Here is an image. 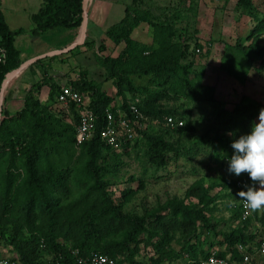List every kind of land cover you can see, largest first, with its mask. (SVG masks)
Returning a JSON list of instances; mask_svg holds the SVG:
<instances>
[{"label": "trees", "instance_id": "16d2710c", "mask_svg": "<svg viewBox=\"0 0 264 264\" xmlns=\"http://www.w3.org/2000/svg\"><path fill=\"white\" fill-rule=\"evenodd\" d=\"M238 4L242 13L256 22L247 38L263 33L264 13L258 10L254 0H238ZM166 9L157 13L145 5L144 0H133L126 6L124 17L106 30L107 39L113 45L117 47L124 43V47L117 56L96 55V60L104 68L106 80L116 87L120 103L103 90L102 83L90 80L84 71L77 81L68 83L80 93L90 94L89 104L97 115L95 132L79 145L78 155L72 145L76 144L79 114L74 105L69 113L56 106L60 84H56L58 92L53 106L43 104L36 96L43 85L38 82L26 92L21 109L11 113L3 108L0 121V218L15 223L22 217L27 224V234L15 230L7 240L19 254V258L11 260L18 264H39L41 254H49L52 259L48 264H80L79 258L101 254L114 258L117 264L123 260L129 264H144L136 259L142 244L155 252L149 264L177 263L181 259L180 264H202L215 248L220 256L231 255V264H239L245 253L252 257L256 253L264 237L249 232V229L254 222L264 228V210L253 211L251 216L243 218L238 197L240 190L253 184L248 173L239 176L234 173V180L223 183L222 189L229 191L226 194H212L217 184L206 185L198 179L186 193V197L197 199L196 204L173 197L141 215L123 211L122 204H117L107 190L108 182L103 179L100 163L106 159L104 152L114 150L99 135L105 125L106 109L119 104L129 117H133L129 102L140 98L138 109L150 120L164 121L166 116L184 120L176 115L175 108L163 103L171 98V94L178 98L186 90L195 89L191 78L193 64L184 62L189 47L187 39L176 24L180 16ZM83 19V0H42L41 8L32 15L33 33L39 36L55 28H80ZM142 22L152 28L150 44L132 37ZM21 32L23 29L11 30L0 7V48L5 51V58L0 61V94L6 74L24 63L15 43L16 35ZM85 45L91 46L89 42ZM195 45L202 46L198 41ZM106 49L105 44L99 46L101 51ZM225 56H229L232 63L233 60L244 63L242 71L234 64H222L231 76L244 83L254 61L264 57V45L254 40L250 44L238 41L235 46L227 47ZM41 63L42 59H39L32 66ZM134 76L148 77L156 90L149 85H137ZM125 87L134 96L127 97ZM256 107L254 102L238 105L231 121H239L247 128L258 117ZM185 130L184 125L164 128L162 132L148 129L141 134L158 152H174L190 160L200 150L197 144L181 151L164 138L168 131L185 135ZM178 141L181 142V137ZM229 157L226 159L230 160ZM159 163L165 164V160L162 158ZM239 181L244 183L243 187H237ZM225 197L233 201L232 222H238L237 227L227 232L221 230V223L211 219L212 205ZM212 232L215 237L222 235V239L204 248L208 233ZM176 233L181 234L177 240L179 250L171 246ZM0 236L6 238L2 225ZM240 244L245 247L244 252L238 249ZM186 254L188 257L184 259Z\"/></svg>", "mask_w": 264, "mask_h": 264}, {"label": "rangeland", "instance_id": "374dc122", "mask_svg": "<svg viewBox=\"0 0 264 264\" xmlns=\"http://www.w3.org/2000/svg\"><path fill=\"white\" fill-rule=\"evenodd\" d=\"M24 1H27L28 10L25 9L27 12L18 7L21 6L20 0H0L11 25H14L12 16L17 12L22 14H20L21 18L17 23L25 30L16 35V44L21 50L22 60L25 59L24 57H30L34 52L30 39H33L32 42L38 41L39 43L67 42L68 29L55 28L39 36L35 35L31 30L34 29L32 16L29 18L28 14L38 12L42 0ZM121 1L126 4L131 2V0ZM254 2L258 10L264 13V0H254ZM166 8L171 9V13L180 16L176 24L183 38L187 39L189 47L184 62L193 64L191 78L195 89L194 91H185L184 89L183 91L186 93L180 94L178 98L171 94V98L164 101V105L177 110L176 115L184 119L186 128L185 135L168 131L164 138L166 141L173 142L181 151L188 149L192 144H197L200 150L188 160L183 155L177 156V153L174 152H158L153 148L152 143L141 135L132 146L125 150L103 153L106 159L101 161L100 166L103 179L108 182L107 190L112 194L117 204H122L123 211L137 215L152 210L173 197L184 199L187 204H196L197 199L186 197V193L187 189L198 179L203 180L206 185L217 184V187L211 191L212 194L229 192L222 189L221 185L234 180L236 176L228 171L229 160L226 158L234 152L231 146L232 142L241 135L250 132L252 127V123H249V126L245 128L241 123L239 124V121H231L234 109L238 105L253 102L257 106L254 110L259 111L264 108V57L254 61L244 83L222 68L223 63L234 64L239 71H242L244 67L243 62L237 63L233 60L232 63L229 56H225L227 47L235 46L238 41L250 44L252 40L264 45V32L260 35L255 34L251 39L247 38L256 22L242 13L238 0L157 1V13ZM121 18H109L105 29H95L94 37L97 39V43L93 47H80L69 56L72 65L82 67L77 70L78 75L82 70H87L89 79L104 84L103 90L105 89L107 94L114 96L117 103H120L121 99L116 95V87L111 81L106 80L105 70L97 62L96 55L117 56L121 52V46L116 47L111 43L105 51L99 50L101 42L98 40L112 23L116 24ZM133 37L138 39L137 33L134 32ZM197 41L201 43V47H196L195 42ZM47 63L48 67L51 66L50 61ZM32 75L29 73L26 76V81L30 84L38 80L36 76ZM78 79L79 76H77ZM133 80L137 85H149L152 90H156L148 77L134 76ZM56 84L50 86L51 88L47 92L48 98L44 101V104L49 107L55 101V94L58 92ZM124 90L127 97L134 96L127 87ZM36 96L40 98L39 91ZM83 96L87 102L91 103L89 93H83ZM240 118L243 119L242 116ZM255 121L258 122V117ZM164 128L167 127L158 124L157 126L149 125L146 130L156 129V131L161 130L160 132H162ZM180 137L181 142L178 141ZM72 147L78 155L80 146L73 143ZM156 156L157 158H155ZM162 158L165 160V164L159 163ZM76 196L78 197V195ZM92 198L93 196L90 197V199ZM232 202V199L225 197L217 200L211 207V219L221 223V230L225 232L238 226V222L231 220ZM19 218L20 220L15 223L8 221L5 217L0 218V225L4 227L6 236V238L0 236L1 257L19 258L17 251L7 241L15 230L23 235L27 234L25 227L27 224L24 223L22 217ZM249 232H256L261 238L264 237V228L258 226V222L252 223ZM205 234L206 232H204ZM180 238L181 234L176 233V237L171 242V246L177 250L180 249V244L177 241ZM221 239L222 235L215 237L213 232L208 233L204 248L210 247L211 242H218ZM140 248L136 259L144 264H149L150 258L155 253L154 250L144 247L143 244ZM51 259V255L41 254L39 264H48ZM119 259L123 260V257H119ZM121 264L129 263L123 260ZM250 264H264V258L255 253Z\"/></svg>", "mask_w": 264, "mask_h": 264}, {"label": "crops", "instance_id": "0c3cea01", "mask_svg": "<svg viewBox=\"0 0 264 264\" xmlns=\"http://www.w3.org/2000/svg\"><path fill=\"white\" fill-rule=\"evenodd\" d=\"M157 1L158 0H144V4L150 6L156 12ZM132 2L133 0H131L130 3L126 4V3H123L121 0H89L87 3L88 15H87L86 33H85V38L82 43H80V40L82 37V25L80 28H69L68 29L67 42L59 41L58 44L53 43L51 41L49 43L47 42L39 43L38 41L32 42L33 39H30L32 40L30 44H32L34 52L30 55V57H24L25 59L23 60V62L31 60L29 58L40 57L39 59H42V63L38 66L36 65L32 66L33 63L30 64L20 74H18L15 78L10 80L9 84L4 90L3 108L6 110H9L11 113H14L15 111L21 109L24 105V97L26 95V92L31 88L32 85L38 82H41L43 84L40 89V100L44 104L45 103L44 101L48 98L47 92L50 90V85L52 83H69L71 81H75L77 80V76H79L80 78V73L83 71L86 72L87 76L89 77V73L87 70H82L79 73V75L77 74V70H79V68L82 69V67H79L78 65H72L70 63L69 56L73 53L74 50L80 47L90 46V45H85V42H89L91 44L90 47H93L97 43V39L94 37L95 35L94 32H96L95 29L96 28L105 29V26L108 24L109 18H121V17L123 18L125 15L126 6L131 4ZM20 4L21 6H18L20 7V10H23V9L28 10L26 7L27 1L20 0ZM0 7L3 11L2 3L0 4ZM26 10L25 12H27ZM20 14H21L20 12H17L12 16L13 18L12 22L14 25H11L8 20V17L4 13L5 19L9 27L13 31H17L19 29H23V31L25 30L24 27H22L19 23H17L19 22V19L21 18L22 14L21 15ZM33 14L31 15L28 14L29 18ZM114 24L115 23H112L110 26ZM134 32L137 33L138 39L133 37ZM132 37L142 43H146V44L152 43L153 32H152L151 26L147 22H142L133 31ZM98 40H100L99 42H101V44H105L106 47L110 46L109 43L113 45V43L107 39L106 31L103 34H101L100 39ZM15 43H16V38H15ZM75 44L77 45L74 47ZM16 46L18 45L16 44ZM120 46L122 50V48L124 47V43H122L121 45L117 47H120ZM17 48L19 49L21 53L20 48L19 47ZM54 51H65V52H62L56 55H50ZM48 61H50V65L53 68L51 66L49 67L47 66ZM48 70L50 71L48 72ZM29 73L30 75L33 74L32 76H36L38 80H36L35 82L31 84L27 82L26 76ZM43 75H44V79H43ZM103 88H104V84H103ZM259 225L260 224H258V226Z\"/></svg>", "mask_w": 264, "mask_h": 264}, {"label": "built area", "instance_id": "2783aa9c", "mask_svg": "<svg viewBox=\"0 0 264 264\" xmlns=\"http://www.w3.org/2000/svg\"><path fill=\"white\" fill-rule=\"evenodd\" d=\"M199 51V50H198ZM5 58V51L0 48V61ZM140 102V98H136L130 101V109L133 117H129L118 104L116 107L110 106L106 109L105 125L100 130V138L102 141L114 151H122L132 146L135 141L141 137V132L145 131L148 126H157L163 124L167 128L182 127L184 126V120H179L173 116H166L164 121L158 119L150 120L148 117L140 113L137 103ZM56 106L60 108V111L69 113L71 111V105H74L79 114V122L76 126V145L82 144L84 141L90 139L96 128L97 115L90 107L86 98L69 84H62L61 90L56 98ZM244 183L238 182L237 187H243ZM240 204L243 209V218L251 216L252 212L244 207V202L241 200ZM240 251H245V247L238 245ZM77 252V251H75ZM256 253L264 257V239L256 249ZM188 255L184 256L186 259ZM231 255L220 256L218 250L215 248L211 251L207 258L202 260V264H231ZM252 260V254L245 253L242 261L239 264H250ZM80 264H117L114 258L107 255L92 254L87 258H79ZM183 259L177 260V263L163 262L161 264H180ZM0 264H18L11 258H0ZM62 264V263H58Z\"/></svg>", "mask_w": 264, "mask_h": 264}, {"label": "clouds", "instance_id": "9594fccd", "mask_svg": "<svg viewBox=\"0 0 264 264\" xmlns=\"http://www.w3.org/2000/svg\"><path fill=\"white\" fill-rule=\"evenodd\" d=\"M231 146L234 154L228 171L237 176L248 173L253 182L246 190H240L238 197L246 209L264 210V108L259 110L258 122L253 121L251 131L234 140Z\"/></svg>", "mask_w": 264, "mask_h": 264}, {"label": "water", "instance_id": "95a60500", "mask_svg": "<svg viewBox=\"0 0 264 264\" xmlns=\"http://www.w3.org/2000/svg\"><path fill=\"white\" fill-rule=\"evenodd\" d=\"M88 1L89 0H83V5H84V20H83V23H82V37H81L80 43L83 42V40L85 38V33H86L87 15H88V13H87V3H88ZM76 45L77 44H75L74 47ZM62 52H65V51H54L50 55H56V54H59V53H62ZM39 58L40 57H37V58L31 59L29 61H26L19 68H17L15 70L9 72L8 74H6V77H5V79L3 81V84H2V90H1V94H0V121H1L2 112H3V100H4V90H5V88L7 87V85L9 84V82H10L11 79L15 78L25 68H27L30 64L36 62Z\"/></svg>", "mask_w": 264, "mask_h": 264}]
</instances>
